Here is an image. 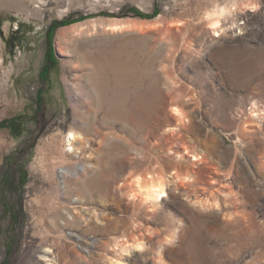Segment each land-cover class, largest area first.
<instances>
[{
  "label": "rangeland",
  "instance_id": "obj_1",
  "mask_svg": "<svg viewBox=\"0 0 264 264\" xmlns=\"http://www.w3.org/2000/svg\"><path fill=\"white\" fill-rule=\"evenodd\" d=\"M2 122L0 264H264V0H0ZM179 134L219 209L133 195Z\"/></svg>",
  "mask_w": 264,
  "mask_h": 264
},
{
  "label": "bare ground",
  "instance_id": "obj_2",
  "mask_svg": "<svg viewBox=\"0 0 264 264\" xmlns=\"http://www.w3.org/2000/svg\"><path fill=\"white\" fill-rule=\"evenodd\" d=\"M219 13L221 14V12ZM217 20L218 22H216L213 27H210L209 30L206 31L208 35L218 37L220 36V34L222 35V33L225 32L224 26L221 25L222 21L220 19ZM171 112L172 116L177 118L180 123L178 127H181V125L184 124V120L187 118V113L184 112V110L180 109L178 106H173ZM81 119L82 118L77 117L75 121L80 123ZM169 132L171 138L174 140V136H176V127L170 128ZM75 138L76 141L73 143V145H75L78 149V146L83 147L84 143L81 141V138H78L76 136ZM174 144L182 149L181 153L177 155L180 159L184 161H187L190 158L192 159L189 166L183 167L179 164L166 166L165 160H163L161 157L154 158V161L151 165L148 166V169L145 168L146 166H144L142 167L141 172H136L129 176L128 183L130 185L129 187L134 188L132 190L133 195L141 196L142 194H149L153 195L154 198L159 200L160 198L158 195L167 193V191L171 187L175 186V191H180L186 188V184L192 182L191 184H195L192 186H197V189L194 190L193 194L190 193L188 195V198H190V202H192L194 205H197L198 207L205 209H219L221 206V202L218 198L220 196H228V193L226 192L228 189V185H224L221 181L222 178L219 177L220 170L218 166L216 164L209 165V170L215 173L214 176H209L208 174H205L206 172L197 170L199 164L208 162L209 158L207 157V155L202 156L200 153L198 154L195 150V147H193L188 141H186L181 134H179L177 140L175 139ZM191 169L192 172L190 173ZM166 172H172L174 176L170 175V177H168L166 175ZM206 177L211 180L206 183H201V181ZM200 192L202 194H198ZM149 211H154V209H150ZM120 245L122 248L123 246L129 248L137 247V245H132L130 242L123 243L122 241H120ZM50 254L51 252H48L46 255H44L45 259H51L55 262L54 255ZM125 260H127V256L124 254V252L121 251L118 255V260H116L115 262H117L116 264H126ZM54 264L61 263L55 262Z\"/></svg>",
  "mask_w": 264,
  "mask_h": 264
},
{
  "label": "trees",
  "instance_id": "obj_3",
  "mask_svg": "<svg viewBox=\"0 0 264 264\" xmlns=\"http://www.w3.org/2000/svg\"><path fill=\"white\" fill-rule=\"evenodd\" d=\"M130 12H131L134 16H136V17H140V18H144V19L153 18V17H155V16H157V15L159 14L157 10H155V11L153 12V15H146V14L141 13L140 11H138V10H136V9H131ZM69 24H71V23L67 22V23H64L63 26H65V25H69ZM50 37H51V35L49 36V39H50V41H51V38H50ZM48 57H49L51 60L53 59V55H51V53L48 54ZM49 58H48V59H49ZM51 60H50V61H51ZM8 126H10L8 122H2V123H0V129H5V128H7ZM11 126H12V125H11Z\"/></svg>",
  "mask_w": 264,
  "mask_h": 264
}]
</instances>
